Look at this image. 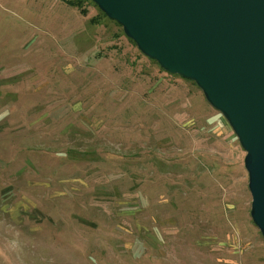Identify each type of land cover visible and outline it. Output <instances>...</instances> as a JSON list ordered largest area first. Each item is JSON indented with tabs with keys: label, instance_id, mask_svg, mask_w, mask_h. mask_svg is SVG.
<instances>
[{
	"label": "rangeland",
	"instance_id": "1",
	"mask_svg": "<svg viewBox=\"0 0 264 264\" xmlns=\"http://www.w3.org/2000/svg\"><path fill=\"white\" fill-rule=\"evenodd\" d=\"M68 1L0 0V264H264L227 119Z\"/></svg>",
	"mask_w": 264,
	"mask_h": 264
},
{
	"label": "water",
	"instance_id": "2",
	"mask_svg": "<svg viewBox=\"0 0 264 264\" xmlns=\"http://www.w3.org/2000/svg\"><path fill=\"white\" fill-rule=\"evenodd\" d=\"M91 1L227 119L246 152L251 217L264 237V0Z\"/></svg>",
	"mask_w": 264,
	"mask_h": 264
},
{
	"label": "trees",
	"instance_id": "3",
	"mask_svg": "<svg viewBox=\"0 0 264 264\" xmlns=\"http://www.w3.org/2000/svg\"><path fill=\"white\" fill-rule=\"evenodd\" d=\"M84 1H86V0H78L77 2L68 1V3H70V4L73 3V4L78 5V6H80L82 4V8L80 11H81V14L83 16H86L88 12L86 11L85 7L83 6Z\"/></svg>",
	"mask_w": 264,
	"mask_h": 264
}]
</instances>
